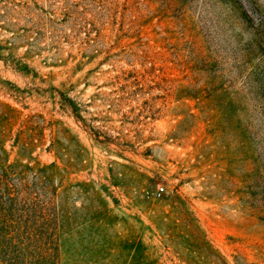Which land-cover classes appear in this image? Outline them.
Wrapping results in <instances>:
<instances>
[{
  "label": "rangeland",
  "instance_id": "obj_1",
  "mask_svg": "<svg viewBox=\"0 0 264 264\" xmlns=\"http://www.w3.org/2000/svg\"><path fill=\"white\" fill-rule=\"evenodd\" d=\"M0 264H264V0H0Z\"/></svg>",
  "mask_w": 264,
  "mask_h": 264
},
{
  "label": "built area",
  "instance_id": "obj_2",
  "mask_svg": "<svg viewBox=\"0 0 264 264\" xmlns=\"http://www.w3.org/2000/svg\"><path fill=\"white\" fill-rule=\"evenodd\" d=\"M162 191H163V186L158 185V186H157V189H156V192H157V193H161Z\"/></svg>",
  "mask_w": 264,
  "mask_h": 264
}]
</instances>
